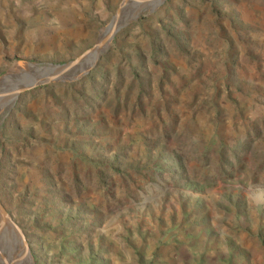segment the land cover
<instances>
[{
  "label": "rangeland",
  "instance_id": "1",
  "mask_svg": "<svg viewBox=\"0 0 264 264\" xmlns=\"http://www.w3.org/2000/svg\"><path fill=\"white\" fill-rule=\"evenodd\" d=\"M123 1L0 0V79L74 61ZM96 60L0 122L33 263L264 264V0H165Z\"/></svg>",
  "mask_w": 264,
  "mask_h": 264
},
{
  "label": "bare ground",
  "instance_id": "2",
  "mask_svg": "<svg viewBox=\"0 0 264 264\" xmlns=\"http://www.w3.org/2000/svg\"><path fill=\"white\" fill-rule=\"evenodd\" d=\"M165 0H127L121 5L111 25L102 29L97 44L79 61L66 65L39 68L29 64H19L0 79V122L5 113L12 107L22 90L35 79L40 80L37 72H43L48 77L60 80H74L85 75L95 63V60L105 52L111 42V38L117 29L132 20H136L143 11H153ZM67 72L68 74H64ZM1 216L8 217L0 204V264H34L32 256L26 252L19 235L10 230L11 224L2 221ZM3 241L10 245L8 249L3 246Z\"/></svg>",
  "mask_w": 264,
  "mask_h": 264
},
{
  "label": "water",
  "instance_id": "3",
  "mask_svg": "<svg viewBox=\"0 0 264 264\" xmlns=\"http://www.w3.org/2000/svg\"><path fill=\"white\" fill-rule=\"evenodd\" d=\"M125 1H127V0H124L123 1V3L122 4H124L125 3ZM112 22V21H111ZM115 33V32H114ZM114 35V34H113ZM94 49V47L92 48V49H90L89 51H91V50H93ZM88 51V52H89ZM88 52H86L85 54H83V55H81V56H79L77 59H75L74 61H78V60H80V59H82L83 57H84V55H86ZM101 56V55H100ZM100 56L97 58V60L100 58ZM96 60V61H97ZM74 61H71V62H69V63H67V64H70V63H72V62H74ZM37 64V63H36ZM95 64H96V62L93 64V66L92 67H94L95 66ZM40 67H43V66H45V65H40V64H38ZM63 65H66V64H63ZM91 67V68H92ZM90 68V69H91ZM89 69V70H90ZM78 79V78H77ZM75 80V79H74ZM55 81H62V80H60L59 78H48V79H40V80H38V79H35V82H32V81H30L31 83L27 86V87H25L22 91H25V90H27V89H30V88H33V87H35V86H38V85H42V84H47V83H51V82H55ZM3 207V206H2ZM4 208V207H3ZM5 210V209H4ZM7 213V212H6ZM1 218H2V221L5 223V220H7V223H10L11 224V227H10V230L12 231V232H15V233H17L18 235H19V237H20V239H21V241L23 242V245H24V248H25V250H26V252H29L30 253V250H29V247H28V244H27V242H26V240H25V237H24V234H23V231L21 230V228L15 223V221H13L12 220V218L10 217V215L8 216V217H6V216H1Z\"/></svg>",
  "mask_w": 264,
  "mask_h": 264
}]
</instances>
